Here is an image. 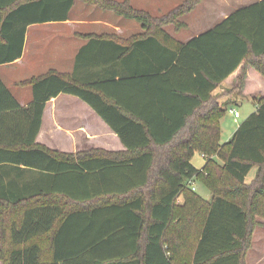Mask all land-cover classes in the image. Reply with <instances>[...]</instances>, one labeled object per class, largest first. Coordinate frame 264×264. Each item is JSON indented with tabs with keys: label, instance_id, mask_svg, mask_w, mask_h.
Masks as SVG:
<instances>
[{
	"label": "trees",
	"instance_id": "obj_1",
	"mask_svg": "<svg viewBox=\"0 0 264 264\" xmlns=\"http://www.w3.org/2000/svg\"><path fill=\"white\" fill-rule=\"evenodd\" d=\"M82 1L139 23L144 34L134 41H163L173 59L165 77L181 83L173 92L188 109L160 123L137 113L113 118L97 92L101 85L79 84L75 74L54 71L18 83L33 87L34 101L25 108L0 79V260L247 264L257 219L264 217V97L253 99L256 111L223 144L227 110L213 93L241 67L232 91L243 92L249 68L264 77V0L187 44L164 28L187 27L180 19L203 0H185L159 17L131 0ZM75 3L0 0V65L22 56L30 25L66 21ZM62 93L89 104L127 150L64 154L36 144L46 104ZM157 126L170 131L157 132ZM196 153L205 159L202 168L193 163ZM253 170L255 178L247 182ZM192 183L204 185L212 199L201 197ZM45 245L53 250L46 261Z\"/></svg>",
	"mask_w": 264,
	"mask_h": 264
},
{
	"label": "crops",
	"instance_id": "obj_2",
	"mask_svg": "<svg viewBox=\"0 0 264 264\" xmlns=\"http://www.w3.org/2000/svg\"><path fill=\"white\" fill-rule=\"evenodd\" d=\"M184 1L131 0V4L151 13L148 7L176 3L180 5ZM261 1L263 0H223V5L237 8L221 22L238 9ZM204 4L209 3L205 1ZM96 9L98 8L76 0L68 20L33 24L27 28L22 56L14 62L0 65V79L18 103L27 108L34 101L33 87L19 86L18 83L54 71L60 74H75L79 84L101 85L104 90L97 92L107 100L110 107L106 108L113 118L120 119L124 114L126 117H138L133 114L137 113L160 123V120L168 115L183 116L184 110L188 107H184L181 98L175 97L173 92L181 83L174 79L168 81L165 77L173 59L163 41L144 38L136 42L132 39L144 34L139 23L105 10L102 11L107 13H101V18H97ZM192 13L180 19L187 27L177 29L170 25L164 28L165 31L176 41L187 44L221 23L190 32L192 26L185 20ZM241 72L242 67L213 93L226 110L232 107V103L237 104L239 96L242 100L252 102L254 98L264 97V94L260 93L261 91L264 93V77L254 68L248 69L243 92H231L234 87H230V84L234 86ZM191 85L192 83L185 84ZM104 93L108 96L106 97ZM124 106L125 110L122 109ZM247 108L249 110L250 107ZM256 108L255 105V110L249 113L255 112ZM221 125L223 131V119ZM155 131L170 130L168 127L157 126ZM36 144L64 154L89 150L120 153L127 150L119 136L89 104L65 93L46 104ZM45 246L46 258H53V250L49 245ZM254 260L259 261L256 264H264V254H259Z\"/></svg>",
	"mask_w": 264,
	"mask_h": 264
},
{
	"label": "rangeland",
	"instance_id": "obj_3",
	"mask_svg": "<svg viewBox=\"0 0 264 264\" xmlns=\"http://www.w3.org/2000/svg\"><path fill=\"white\" fill-rule=\"evenodd\" d=\"M82 1V0H81ZM207 2L209 4H204V2ZM223 0H204L202 5L197 6V10L192 13L190 17L186 18V23L190 24L192 26L191 31H199L202 29H206L209 27H212L221 20L227 16L231 11L236 9V6H228V5H223L222 4ZM84 2V1H83ZM87 4V3H86ZM89 5V4H88ZM178 3L173 4V5H166L162 7H148V10L156 16H162L167 13H169L172 9H174ZM92 6V5H91ZM96 7V6H93ZM96 17L101 18L100 14L101 13H107L102 11L100 7H96ZM138 9H141L140 7H137ZM101 9V10H100ZM143 10V9H142ZM146 11V10H145ZM148 12V11H147ZM150 13V14H151ZM172 28V27H171ZM189 32V33H190ZM239 86V76L235 81L234 86L230 84V87L237 88ZM232 88V90L234 89ZM233 93H239L238 91H232ZM260 93L264 94L263 91ZM260 96V95H259ZM237 104L233 105L232 107L227 110V113L225 117L223 118V131H222V136L221 140L222 143L225 144L230 140L232 135L234 134L236 128L240 126V124L251 114L249 113L250 111L255 110V105L253 104L252 101L249 100H242V98L239 96V100L236 101ZM247 107H250L249 110ZM236 108V110L240 113L241 119L236 120L234 118V114L231 113V109ZM193 163L198 167L202 168L205 164V159L200 153H196L193 158ZM256 175V170H253V172L248 176L247 182H251L254 180ZM196 191L197 193L207 199L211 200L212 199V194L209 189H207L204 185L201 183H196ZM259 225L255 230L254 236H253V251L248 253L246 263L247 264H256L259 261L254 260L255 258L258 257L259 254H264V217H259L258 219ZM47 255L44 253L43 258L46 261ZM0 264H3V261L0 260Z\"/></svg>",
	"mask_w": 264,
	"mask_h": 264
},
{
	"label": "built area",
	"instance_id": "obj_4",
	"mask_svg": "<svg viewBox=\"0 0 264 264\" xmlns=\"http://www.w3.org/2000/svg\"><path fill=\"white\" fill-rule=\"evenodd\" d=\"M231 113H233L234 114V117L236 118V119H239L241 116H240V113L237 111V110H231ZM192 189L194 190V191H196L197 189H196V183H192Z\"/></svg>",
	"mask_w": 264,
	"mask_h": 264
}]
</instances>
